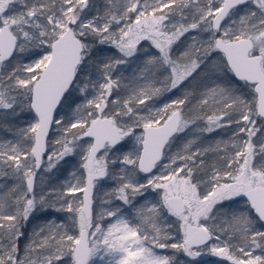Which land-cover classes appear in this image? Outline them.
Instances as JSON below:
<instances>
[{"label":"snow or ice","instance_id":"obj_1","mask_svg":"<svg viewBox=\"0 0 264 264\" xmlns=\"http://www.w3.org/2000/svg\"><path fill=\"white\" fill-rule=\"evenodd\" d=\"M0 130V264H264V0H0Z\"/></svg>","mask_w":264,"mask_h":264},{"label":"rangeland","instance_id":"obj_2","mask_svg":"<svg viewBox=\"0 0 264 264\" xmlns=\"http://www.w3.org/2000/svg\"><path fill=\"white\" fill-rule=\"evenodd\" d=\"M20 123L23 124L24 121L22 120V121H20ZM0 132L2 133V135H0L2 139H10L11 138V136L9 137V135H11V134L8 131L0 130ZM194 134L195 133H192L191 136H189L187 133L182 134V135H185L188 138H192V136ZM6 135H8V137H6ZM186 142H187V140L184 139V143H186ZM71 179H72V177L69 174L64 173L63 170H61L59 172H54V174L53 173H45L43 175V184L41 186H43V187H50V186L59 187L61 184L65 183L66 181H69ZM2 182L3 181H0V184ZM37 183L40 184V177H38ZM104 191H105V188H101L100 189V195H102ZM35 215H36V220H34L32 223L33 227L36 225H43L47 218H51V217H55V216L66 217L67 213L37 212ZM177 255L179 257H182V254H180V253H177ZM182 258L186 259V257H182ZM201 259L210 262V261L216 260L217 258L205 255ZM224 264H228V262L225 261Z\"/></svg>","mask_w":264,"mask_h":264},{"label":"trees","instance_id":"obj_3","mask_svg":"<svg viewBox=\"0 0 264 264\" xmlns=\"http://www.w3.org/2000/svg\"><path fill=\"white\" fill-rule=\"evenodd\" d=\"M234 127H235V125H233V128ZM0 135H2L1 132H0ZM196 135H200V134L195 133L193 136H196ZM231 135H232V128H221L218 131L211 133L210 136H207V135L201 136V141L206 143V144H215V143H218L221 141H223L224 144H229ZM10 136L11 135H9V137ZM6 137H8V135H6ZM0 140H5V139H2L0 136ZM183 144H184V140H178L176 147H182ZM11 184H12V181H8L7 184H5L4 182H2L0 184V198H2L5 201H7L9 195L11 194V192H10V185ZM173 252H174V250H168L169 254H172ZM175 255L177 257H179L177 255V253Z\"/></svg>","mask_w":264,"mask_h":264}]
</instances>
